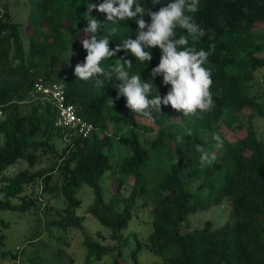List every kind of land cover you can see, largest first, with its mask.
<instances>
[{
	"label": "trees",
	"instance_id": "obj_1",
	"mask_svg": "<svg viewBox=\"0 0 264 264\" xmlns=\"http://www.w3.org/2000/svg\"><path fill=\"white\" fill-rule=\"evenodd\" d=\"M91 2L99 4L103 0H36L38 10L30 11L27 21L14 19L8 9L0 8V132L4 135L0 144V209H32L40 193L33 195V187L31 193L25 190L40 182L44 190L62 193L65 201L59 217L47 221V227L51 223L64 230L71 226L85 230L84 217L77 212L82 203L78 189L88 184L94 194L88 210L110 230L112 239L104 243L85 233L83 244L89 264L106 255H111L109 264H123V247L131 238L123 230L134 218L133 207L139 198L153 203L152 229L149 227L144 245L163 256L164 264H264V136L255 123L257 112L264 114V107L249 89L255 70L264 67V56L257 55L264 50V27L260 29L257 23H264V0H200L198 10L188 13L206 32L198 40L189 37L188 47L210 52L204 67L211 73L215 104L211 112L188 116L163 105L162 111H153L150 116L133 113L125 106V98H117L115 82L99 87L93 80L76 78L75 65L69 66L64 54L73 50L81 56L79 63L84 62L87 53L80 34L87 23L83 18L86 3ZM167 2L161 0L162 4ZM137 3L146 10L153 7L152 0ZM92 14L105 20L103 13L93 10ZM145 19L150 22L149 16ZM24 26L30 33L28 44ZM117 26L119 31L108 36L112 48L129 36L136 38L138 26L134 20ZM105 35V31L97 33L98 38ZM179 35L187 34L178 30ZM152 52L148 65L136 62L134 56L122 50L102 66L122 63L120 57L131 59L130 74L140 75L143 82L160 60L161 50L157 47ZM40 76L65 83L68 101L95 124L90 135H73L71 143L61 150L56 148V137L64 138L66 134L55 123L57 109L49 101L30 96ZM153 87V95L159 90L165 95L170 86L163 85L162 77L157 76ZM246 106L254 111L243 120L240 112ZM139 116L157 124L158 134L150 146L142 140L140 131L151 126ZM224 123L245 132L233 142L224 143L215 160L202 166L197 146L211 157L214 135ZM115 137L132 152L122 158L119 168L116 163L122 175L114 178L116 189L105 199L100 179L113 167ZM165 146L173 156L176 154V160L159 177L153 176L154 151ZM43 151L55 152L58 157L52 164L30 168L43 160ZM19 159L29 166L13 172L10 166ZM128 174L135 179L127 194L123 185ZM193 183H197L195 192L191 190ZM16 197L20 200L15 201ZM225 198L231 200L236 220L217 228L207 221L203 226L184 229V224L189 225L185 220L190 213ZM10 224L0 214V246L5 243L4 228ZM141 247L139 241L132 249L135 264H142L137 253Z\"/></svg>",
	"mask_w": 264,
	"mask_h": 264
},
{
	"label": "rangeland",
	"instance_id": "obj_2",
	"mask_svg": "<svg viewBox=\"0 0 264 264\" xmlns=\"http://www.w3.org/2000/svg\"><path fill=\"white\" fill-rule=\"evenodd\" d=\"M0 8L8 9L14 19L27 21L29 12L38 10L36 0H0ZM260 29L264 27V23L257 22ZM29 30L24 26L23 36L26 43H29ZM83 32L80 34V39H84ZM69 59V66H74L81 61V56L69 50L64 54ZM257 55L264 56V50L257 52ZM250 91L255 95L260 104L264 107V67L257 68L254 72V77L249 83ZM254 110L251 106L244 107L240 115L243 120H247L250 113ZM1 115V114H0ZM181 120L180 118H177ZM139 120L151 126L149 129L140 131L142 140L147 146L151 145L152 140L158 134L157 124L145 116H139ZM255 123L259 132L264 136V114L257 112ZM244 129L229 128L227 124H220L216 135L218 134L224 143L233 142L238 136L244 134ZM207 137L209 134H207ZM205 135V136H206ZM72 138L56 137V148L61 150L64 146L71 143ZM4 142V135L0 132V144ZM211 156H216L222 147H217V141L213 142ZM115 149L117 151L115 157H112L113 167L108 169L101 176V184L103 186V194L105 199H109L111 194L116 189L114 178L122 175L119 170L122 158L130 154L132 149L123 146L119 138L115 137ZM152 161L153 176H160L162 171L169 168L172 161L176 160V154L173 156L170 149L165 146L162 149L154 151ZM173 156V157H170ZM43 159L32 169H38L47 164H52L58 157L55 152L43 151L40 154ZM28 162L24 159H19L16 163L10 166L14 172L24 167H28ZM134 175L128 174L126 182L123 185L125 193H129L134 183ZM32 187L35 189L33 195L40 197L38 203L27 211H18L13 209H0V214L11 221L9 227L4 228L6 234L5 243L0 246V264H68L73 260V264H89L86 262V246L83 244L85 233H90L94 238L101 240L104 243L112 242L110 230L102 224L89 210V206L94 200L92 188L88 184H83L78 189V195L82 198L81 205L77 208V212L84 217V228L69 227L60 229L58 226L46 222L59 217V212L65 206L64 196L59 191H46L41 187L40 182L33 186L26 187L25 192L31 193ZM197 183H193L191 190L195 192ZM204 190L203 195H205ZM19 201L20 197L14 198ZM152 207L151 200L144 201L139 198L136 206L133 207L134 218L129 225L123 230L124 235H131L130 241L123 247V255L121 261L123 264H135L132 255V249L138 245V242L143 243V247L138 250L139 259L142 264H164L163 256L156 254L145 247L144 243L148 240L146 236L150 227L152 229ZM237 214L233 208V204L229 198H225L221 203L211 204L206 208H199L197 211L190 213L185 221L189 225L184 224V229L193 226H203L207 221H211L212 228H217L223 225L228 220H236ZM136 231L138 234H134ZM111 255H106L102 259H94L90 264H109ZM226 264V263H223Z\"/></svg>",
	"mask_w": 264,
	"mask_h": 264
},
{
	"label": "clouds",
	"instance_id": "obj_3",
	"mask_svg": "<svg viewBox=\"0 0 264 264\" xmlns=\"http://www.w3.org/2000/svg\"><path fill=\"white\" fill-rule=\"evenodd\" d=\"M200 0H152V5L162 4L158 10L145 7L137 0H103L102 3H86L83 18L86 26L82 30L85 38L81 40L86 56L83 63L74 67V75L78 80L95 81V85L104 87L114 83L117 98L126 100V107L133 113L151 115L162 111L163 106L182 111L184 116L197 115L198 113L211 112L215 107L211 85V73L204 67L210 52L203 49L195 51L188 47L189 37L198 40L206 35L192 16L198 10ZM93 10L105 14V20L94 16ZM150 17V22L145 16ZM134 20L138 26L136 38L130 36L122 43L110 47L108 36L115 35L118 24L123 21ZM108 25H112L108 28ZM183 30L187 35L177 36V31ZM105 31L104 38H98L97 33ZM159 48L161 56L159 63L151 69L148 80L141 81L138 74H130L133 62L131 59L120 57L122 63L110 64L103 67L102 63L122 50L131 54L138 63H147L153 59L152 49ZM149 49L151 51H149ZM157 76L162 77L163 85L170 86L165 95L160 90L153 95L154 81ZM189 134H191L189 132ZM217 147H223L220 136L214 135ZM197 151L201 153L200 162L211 164L215 156L200 146Z\"/></svg>",
	"mask_w": 264,
	"mask_h": 264
},
{
	"label": "built area",
	"instance_id": "obj_4",
	"mask_svg": "<svg viewBox=\"0 0 264 264\" xmlns=\"http://www.w3.org/2000/svg\"><path fill=\"white\" fill-rule=\"evenodd\" d=\"M32 98H41L51 102L57 109L56 125L66 131L65 137L81 135L86 137L95 129L92 121L85 119L77 106L68 101L65 83L57 80H47L40 76L31 91Z\"/></svg>",
	"mask_w": 264,
	"mask_h": 264
}]
</instances>
